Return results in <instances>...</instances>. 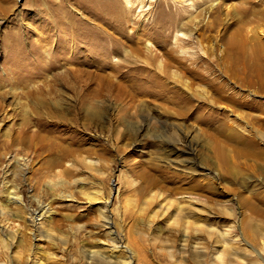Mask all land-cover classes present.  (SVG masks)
Instances as JSON below:
<instances>
[{"label":"rangeland","instance_id":"1","mask_svg":"<svg viewBox=\"0 0 264 264\" xmlns=\"http://www.w3.org/2000/svg\"><path fill=\"white\" fill-rule=\"evenodd\" d=\"M247 9L0 0V264H264V94L216 57Z\"/></svg>","mask_w":264,"mask_h":264},{"label":"bare ground","instance_id":"2","mask_svg":"<svg viewBox=\"0 0 264 264\" xmlns=\"http://www.w3.org/2000/svg\"><path fill=\"white\" fill-rule=\"evenodd\" d=\"M252 3L253 2H251V4ZM257 3H258V5H260L262 2H257ZM211 8L212 7H209V9H207V10L209 11ZM207 10H205V14L208 12ZM244 17H249V19L245 20V21H243V20L238 21L239 25H238V29H237L236 33L231 34L230 36L227 37L229 29H225L224 30L225 32L222 35H220L221 40H224L223 43H224L225 46H224V49L223 48L220 49V47H219L220 55L216 56L218 58L217 60H219L220 65H221L220 68L218 67L219 68L218 71L222 70L227 75L230 74L229 78L233 79V81H234L233 83H236V84L238 83L240 86L242 84L247 89L252 90V92L254 94H264V41H263V37H264V9H256V10L255 9H247V10L244 11ZM193 21H195L194 18H193ZM246 25L249 28L247 30L245 29ZM249 25H251V26H249ZM215 28H216V25L214 23L213 25L209 26L207 29L212 31ZM244 31H245V35H244ZM178 32L183 37H185V36L189 37L190 36V33H185L183 31V29H180ZM226 38H227V40H226ZM210 48L212 49V46ZM213 48H215V47L213 46ZM147 51H148V48H147ZM210 52H212V51H210ZM173 53H174V50L170 49V51L167 52L166 56L171 58L173 61L181 60L180 58H177L176 56L173 57ZM145 54L146 53L144 52V55ZM179 57H181V56H179ZM146 58H147V60L145 61L146 64L153 66L154 57H153V59H152L151 56H150V58L149 57H146ZM214 58H215V56H214ZM189 60H190V58H189ZM161 66H163L162 70L160 69ZM172 66H173V64L172 63L170 64V62L168 64L167 63L164 64L162 62L160 65H157V67H156V69L160 73H162V75H159L160 73L156 74V72L155 73L153 72V73L158 75V77L160 78V81H162V78L164 79V77H167V72L164 71V69L167 70L168 68H170ZM176 66H177V64H176ZM111 68L114 71H116V73H117L118 67L112 66ZM142 68H144V67H142ZM142 68H141V70H142ZM174 68H176V67H174ZM187 68H188V66H187ZM209 70H210V68H209ZM146 71H149L148 68H147ZM170 74H172L171 71H170ZM170 74L168 76L171 77V78L173 76L179 78L178 76L175 75L176 73H174V75L172 74V76ZM180 82H181V80H180ZM182 82H184V81H182ZM223 84L222 85L221 84H217V87L219 88V90L225 89V86ZM111 85H113V84H111ZM219 98L227 99L225 101H229V98H226V97H224V98L223 97H219ZM241 103H246V99L242 98ZM248 104H253V102L250 101V102H248ZM238 106L241 107L240 104ZM253 109L255 110L254 106H252V110L251 111H253ZM257 111H258L259 114L256 116V119H264V107H260L259 109H257ZM86 114H87L88 117H91V118L96 117V119H99L98 121H100V119L102 118L100 113L96 112L95 110L92 111V112L86 113ZM40 124L41 123L39 122L38 123L39 127H41ZM37 133L38 132H33V135H31L27 131L21 132L22 135H27V136H29L30 138H33V139L37 136ZM241 144H243L244 146L246 145L245 146L246 149H249V147L252 146L251 143H249V142L245 143L244 141H242ZM35 149L36 150L40 149V146H38L37 143L35 144ZM260 155L262 156V154H260ZM79 161H80L81 164H84V158L83 157L79 158ZM65 172L66 171L64 170V173ZM14 191L15 190H13V189H11V190L7 189L6 190V201H7V203H10L11 201L15 203V201H13L12 198H11V197H15L16 196L15 195L16 191L15 192ZM44 208H38L37 210H34L32 212V216L34 215L33 219H35L37 215H38V217H42V219H43V217H45V215L49 213V211L47 212V210H45ZM10 239L13 240V238H10ZM115 250H116L115 247H113L111 249V251H114V253H115ZM45 257L50 259L48 257V255H46Z\"/></svg>","mask_w":264,"mask_h":264}]
</instances>
